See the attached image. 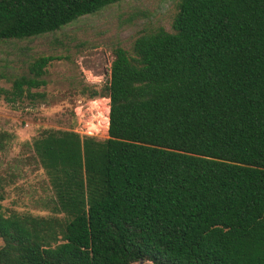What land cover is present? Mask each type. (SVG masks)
<instances>
[{
    "label": "trees",
    "instance_id": "16d2710c",
    "mask_svg": "<svg viewBox=\"0 0 264 264\" xmlns=\"http://www.w3.org/2000/svg\"><path fill=\"white\" fill-rule=\"evenodd\" d=\"M118 1L0 0V41ZM113 53L90 93L109 99L107 137L48 128L31 143L52 213L6 212L0 186V264H264V0H178L170 31ZM56 58L0 96L41 97Z\"/></svg>",
    "mask_w": 264,
    "mask_h": 264
},
{
    "label": "rangeland",
    "instance_id": "374dc122",
    "mask_svg": "<svg viewBox=\"0 0 264 264\" xmlns=\"http://www.w3.org/2000/svg\"><path fill=\"white\" fill-rule=\"evenodd\" d=\"M177 1L120 0L54 32L0 41V87L6 89L15 78L28 75L36 57H58L44 68L45 84L30 88L41 97L8 103L0 96V134L8 136L0 138L1 203L6 212L52 213V190L34 158L33 139L48 128L106 138L109 99L90 98L91 91L107 83L116 47L129 51L142 32L171 30Z\"/></svg>",
    "mask_w": 264,
    "mask_h": 264
},
{
    "label": "bare ground",
    "instance_id": "6f19581e",
    "mask_svg": "<svg viewBox=\"0 0 264 264\" xmlns=\"http://www.w3.org/2000/svg\"><path fill=\"white\" fill-rule=\"evenodd\" d=\"M107 111H109V109H107ZM107 125H108V115L105 117V127L107 129Z\"/></svg>",
    "mask_w": 264,
    "mask_h": 264
},
{
    "label": "water",
    "instance_id": "95a60500",
    "mask_svg": "<svg viewBox=\"0 0 264 264\" xmlns=\"http://www.w3.org/2000/svg\"><path fill=\"white\" fill-rule=\"evenodd\" d=\"M142 263V261H140V264Z\"/></svg>",
    "mask_w": 264,
    "mask_h": 264
},
{
    "label": "crops",
    "instance_id": "0c3cea01",
    "mask_svg": "<svg viewBox=\"0 0 264 264\" xmlns=\"http://www.w3.org/2000/svg\"><path fill=\"white\" fill-rule=\"evenodd\" d=\"M148 264V263H147Z\"/></svg>",
    "mask_w": 264,
    "mask_h": 264
}]
</instances>
